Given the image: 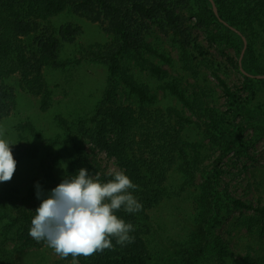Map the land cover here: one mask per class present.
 <instances>
[{
  "label": "rangeland",
  "instance_id": "374dc122",
  "mask_svg": "<svg viewBox=\"0 0 264 264\" xmlns=\"http://www.w3.org/2000/svg\"><path fill=\"white\" fill-rule=\"evenodd\" d=\"M121 1L124 3L122 15L130 16L136 31L146 37L153 47L165 52L172 63L163 62L159 57L145 52L144 48L135 51L125 48L123 42L110 31L108 19L98 8L89 7L88 10L76 12L68 6L58 14L39 20L36 33L45 39L52 38V53L56 55L58 64L43 66L42 60L26 64L23 70L28 67V74L17 72L4 82L13 88L15 104L12 113L0 122V135L15 144L12 152L17 167L10 181L0 182V190L15 191L14 195L22 199L35 181L50 187L57 186L69 175L70 161V153L63 148L65 134L58 118L76 123L85 121L83 126H91V120L108 91L113 92L109 109L112 110L118 103L131 113L138 114L140 105L124 88L123 82L125 78L133 77L158 95L160 108L165 111L176 109L191 120L179 132L186 141V150L192 160L190 164L180 161L171 170L167 197L150 211L156 222L154 233L147 236L150 253L173 256L178 245L191 240L196 224L194 218L203 211L197 198L200 199L205 189H209L205 182L214 175V186L223 196V215L213 234L227 241L232 254L225 263L206 253L197 262L236 264L249 255L251 264H264L262 219L252 211L234 208L228 200V196H232L254 204H264V74H248L254 83L249 88L245 86L243 74L246 73L244 59L247 38L240 30L230 26L242 38L243 46L239 52L237 42H229L226 38L227 32L223 34L214 24L201 22L205 11L203 3L198 0H171L180 18L184 40H189L188 59H184L179 48L172 43V31L168 30V26L163 32L157 25L132 11L134 0ZM213 2L218 10L216 1ZM210 3L213 9V3ZM69 5H72L71 2ZM204 20L208 23V20ZM225 25L229 26L228 23ZM65 28L73 31L72 36L63 33ZM36 49L38 52L37 44ZM100 56L115 60L117 74L113 79L109 75L107 62L101 60ZM152 65L166 69L168 75L163 80L152 78L149 74ZM38 68L41 70L36 75ZM216 74L224 78L233 91L248 103L245 116L233 113L219 88ZM173 78L179 79L188 95L198 99L199 106L216 111V125L208 113L205 115L200 108L198 112L190 111L171 96L165 95L163 86ZM76 123L72 127L77 132ZM243 123V130H237ZM207 128H211V131L214 129L217 139H213ZM221 129L226 133L237 130L241 135L236 148L226 154H223L225 139L218 132ZM87 147L97 169L102 168L113 174L121 171L114 158L90 143ZM219 157L221 160L216 163ZM183 168L188 169L189 173L184 172ZM16 243V240L9 241L3 248L11 257V260L5 257L6 263L81 264L69 255L63 257L57 254L45 240L34 239V244L29 247L18 248ZM176 259L165 264L183 263L181 260L176 262Z\"/></svg>",
  "mask_w": 264,
  "mask_h": 264
},
{
  "label": "trees",
  "instance_id": "16d2710c",
  "mask_svg": "<svg viewBox=\"0 0 264 264\" xmlns=\"http://www.w3.org/2000/svg\"><path fill=\"white\" fill-rule=\"evenodd\" d=\"M215 1L219 16L214 13L209 0H198L205 8L203 18L202 16L199 18L203 24H214V27L223 34L227 32L226 38L229 42L231 40L237 42L239 52L243 41L231 27L237 28L245 35L248 47L244 59L246 75L243 76L245 86L249 88L254 83L249 77L250 74H264V0ZM70 2L72 5H69ZM123 4L121 0H0V122L12 113L15 104L14 90L4 82L18 74L17 72L21 75L28 74V67L23 70L26 64L39 63V60H42L40 62L43 66L57 63L56 55L52 53L54 41L50 42L52 38L45 39L36 33L37 22L62 12L68 6L76 12L88 10L89 7L100 9L109 21L110 31L123 42L125 48L131 51L144 48L145 52L159 57L163 62L172 63L165 52L153 47L146 37L136 31L130 16L122 15ZM132 11L140 18L157 25L163 32L168 26V30L172 31V43L179 48L182 58L188 59L189 40H184L180 18L176 15L177 9L171 0H134ZM204 19L208 20V23ZM62 31L67 36L73 34L70 28ZM214 40L216 41L215 38ZM107 58L100 56L101 60L107 62L109 75L113 79L117 74L116 62L113 57ZM40 70L41 68L37 69L36 75H39ZM149 74L152 78L163 80L168 72L160 66L152 65ZM215 76L233 113L245 116L248 112V103L233 91L224 78L217 74ZM123 82L124 88L140 105L138 114L131 113L118 103L112 110L109 109L113 92L108 91L91 120V126H83L85 121L76 123L58 118L60 128L65 134L63 148L70 153L68 174L74 175L80 168H87L89 173L101 182L113 178V173L95 167L88 152L87 144L90 143L114 158L121 171L131 178L136 187L129 191L141 205L138 211L131 213L125 211L123 207L115 212L118 217L133 226L129 233L130 242L117 243L113 237L111 247L94 251L90 255L80 254L75 259L81 264H165L177 258L176 262L181 260L182 264H205V261L203 263L197 261L198 258L205 257L206 253L225 263L232 253L227 241L213 234L223 215L221 209L223 196L214 186L216 185L212 178L214 175L205 182L209 189H205L200 199L197 198L203 211L194 218L196 224L191 240L181 246L177 243L173 256L150 253L147 236L154 233L156 225L150 211L161 205L167 197L171 170L180 161L190 164L192 160V156L186 150V141L179 132V129L191 123V120L176 109L165 111L160 108L158 95L152 93L146 84L137 82L133 77L125 78ZM163 89L166 96H171L184 108L193 112H198L200 108L205 115L208 113L215 125L217 124L216 111L203 105L199 106L198 99L191 97L182 89L178 78L166 82ZM75 123L77 132L72 127ZM243 125L244 123L239 125L237 130H243ZM211 128H207L208 133L213 139H217V134L214 129L211 131ZM237 130L234 133H226L227 131L222 129L218 131L226 142L223 154L234 150L239 144L241 135ZM76 133L79 134L77 137ZM220 160L219 157L216 163ZM183 170L189 173L188 169ZM37 183L38 181L34 182L32 189L22 199L14 195L15 191L0 190V250L9 241L16 240L17 247H29L34 244V238L29 235V228L34 212L41 203L36 196ZM40 185L45 198L47 193L56 187ZM228 200L236 209L258 214L264 227V204H254L232 196H228ZM6 250L0 252V264H12L6 263L5 257L10 254ZM69 256L73 258L71 254ZM8 258L11 260V257ZM236 264H251V258L246 255Z\"/></svg>",
  "mask_w": 264,
  "mask_h": 264
},
{
  "label": "clouds",
  "instance_id": "9594fccd",
  "mask_svg": "<svg viewBox=\"0 0 264 264\" xmlns=\"http://www.w3.org/2000/svg\"><path fill=\"white\" fill-rule=\"evenodd\" d=\"M13 145L0 135V182L10 181L16 171ZM135 187L123 171L101 182L87 168L63 178L46 198L37 183L36 196L41 203L32 217L29 235L45 240L57 254L73 258L111 247L113 237L117 243L130 242L133 226L115 212L122 207L129 213L139 210V201L129 191Z\"/></svg>",
  "mask_w": 264,
  "mask_h": 264
},
{
  "label": "water",
  "instance_id": "95a60500",
  "mask_svg": "<svg viewBox=\"0 0 264 264\" xmlns=\"http://www.w3.org/2000/svg\"><path fill=\"white\" fill-rule=\"evenodd\" d=\"M209 1H211V2L213 3V11H214V13H215L217 16H219V12H218V10H217V7L214 5L213 0H209ZM221 21H222L223 23H225L222 19H221ZM225 24H226V23H225ZM263 78H264V76H263Z\"/></svg>",
  "mask_w": 264,
  "mask_h": 264
}]
</instances>
